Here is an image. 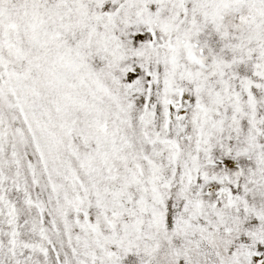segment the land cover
I'll return each instance as SVG.
<instances>
[{"label":"snow or ice","instance_id":"obj_1","mask_svg":"<svg viewBox=\"0 0 264 264\" xmlns=\"http://www.w3.org/2000/svg\"><path fill=\"white\" fill-rule=\"evenodd\" d=\"M0 264H264V0H0Z\"/></svg>","mask_w":264,"mask_h":264}]
</instances>
